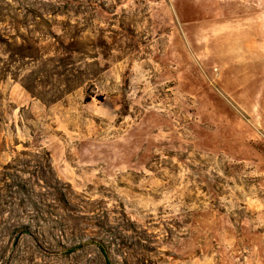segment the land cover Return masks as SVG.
<instances>
[{"label": "rangeland", "instance_id": "obj_1", "mask_svg": "<svg viewBox=\"0 0 264 264\" xmlns=\"http://www.w3.org/2000/svg\"><path fill=\"white\" fill-rule=\"evenodd\" d=\"M0 264H264V0H0Z\"/></svg>", "mask_w": 264, "mask_h": 264}]
</instances>
